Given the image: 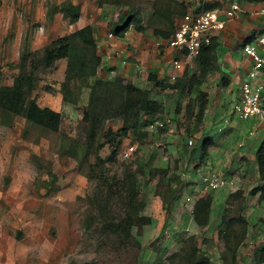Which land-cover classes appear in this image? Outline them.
I'll return each mask as SVG.
<instances>
[{
	"label": "rangeland",
	"instance_id": "374dc122",
	"mask_svg": "<svg viewBox=\"0 0 264 264\" xmlns=\"http://www.w3.org/2000/svg\"><path fill=\"white\" fill-rule=\"evenodd\" d=\"M203 3L0 0V264H208V257L222 264L220 255L223 264H264V183L254 166L225 177L233 184L218 189L231 194L223 197L226 205L214 201L209 225L192 220L198 201L218 190L208 178L223 177L219 163L238 146L225 115L207 129V121L196 119V97L176 90L180 81L156 88L141 60L133 73L122 63L113 69L107 58L113 51L78 34L106 29L117 42H127V35L156 39L149 55L160 57L184 16ZM70 5L80 7L75 22ZM121 25L127 34L116 38L111 29ZM64 37H70L73 60L86 68L77 76L72 66L68 80L69 59L50 67L44 60L45 50ZM117 51L113 57L121 55ZM93 54L102 61L96 75L112 82L108 95L90 76ZM194 64L184 60V71L192 74ZM16 81L24 82L18 96L12 91ZM146 91L159 103L158 122L166 129L143 123L124 137L125 121L144 117ZM28 99L61 114L53 127L18 113ZM225 106L228 118L236 117L233 103ZM207 135L214 143L210 150Z\"/></svg>",
	"mask_w": 264,
	"mask_h": 264
},
{
	"label": "crops",
	"instance_id": "0c3cea01",
	"mask_svg": "<svg viewBox=\"0 0 264 264\" xmlns=\"http://www.w3.org/2000/svg\"><path fill=\"white\" fill-rule=\"evenodd\" d=\"M203 1L207 3L218 2L219 6L214 10L219 11L222 16H225L226 9L234 1L240 3L243 11L239 12L233 18L227 19L225 29L222 30L213 41V45L215 46V61H213L212 64H214L215 68L212 69L211 72L207 73L206 76H203L201 78L202 82L196 85V87L193 88V92H191V97H196V105H198V107V93L196 94L195 92H201L204 97L206 96L205 98L207 99V104L205 112H207L209 109L211 110L212 114L209 118L208 114L205 113L203 118L200 120L198 114L199 112H197L196 119L202 122L207 121L208 129L210 124L214 122L215 119L217 121L219 116L223 118V116L225 115L224 118L226 119V123L230 124L228 127L229 131L234 135L236 134L237 138L239 139V142L237 144L238 146L234 145V149L225 154V160L224 158L222 160L224 162L219 163V171L222 173V170H224L225 177H228L232 173H241V175H243L246 171H248V169L253 168V166L255 173H257L255 153L261 141L264 139V120H261L259 117H252L246 121H241L238 118L234 117V115L233 119L228 118V113L226 112L230 113V111L225 110V105L227 104L228 100L234 104V101L238 100L241 97V85L248 78L249 73L254 65L253 59L245 53L244 47L246 45H255L262 57H264V45L259 44L258 42L260 37H264V2L250 3L238 0ZM105 30L106 29L102 30V34L100 33L101 30L100 32L97 31L96 37L97 39H99L100 48L102 49V51H113L107 57L109 59L112 58V61L109 62L110 67L116 69L119 63L126 64L127 66L123 65V67L129 69L130 73H133L135 67L138 66L137 62L141 60V69L156 73L160 80H165L166 82L171 81L170 75L172 73H175V71L173 65L171 64L174 54L172 53L170 48H164V51L166 52L163 54V56H151L149 55L152 51L151 44H158L156 39H148V37L145 36L141 38L136 36L128 37L127 35L125 37L127 39V42H124L122 40L120 42H117L116 39L114 40V38L110 37L112 35H107V32ZM124 33L126 32H123V34ZM115 37L118 38L121 36ZM166 47L168 46L166 45ZM115 51L119 52L121 55H118L116 53L117 55L113 57V55H115ZM120 59L122 61H120ZM193 62L195 64L193 66L194 70L192 74L198 76L199 65L196 64V61H192L190 64H192ZM105 67H108V63L104 64L103 68ZM171 69H173V72H171ZM184 72L185 71L179 72V77H181ZM263 78L264 68L262 70L261 76L259 77V80ZM194 80L197 83V79ZM215 95L217 96L218 100H216V102H211L213 101ZM210 102L214 106L213 108H211L212 106ZM224 143H226V141L221 144L219 148L220 151H222ZM212 144L214 143H212L210 140L208 144L209 150L214 147V145L212 147ZM239 145H241L242 148H240ZM230 152H232L231 157L233 163L227 165L225 164L226 156ZM240 158V163H238ZM219 160L220 158L216 161ZM242 162L250 166L245 170ZM213 166L214 164H212L211 168L216 169V167ZM197 172L194 171L193 174L197 175ZM214 192L215 193L212 196V207L214 201L222 202L224 203V205H226L223 197L225 198V195H229L231 194V192L224 189H218ZM221 214L222 213L218 214L220 215V218L218 217L219 219L215 221V224L217 225H219L218 223H220L219 220H221L222 222ZM211 217H213L212 214Z\"/></svg>",
	"mask_w": 264,
	"mask_h": 264
},
{
	"label": "trees",
	"instance_id": "16d2710c",
	"mask_svg": "<svg viewBox=\"0 0 264 264\" xmlns=\"http://www.w3.org/2000/svg\"><path fill=\"white\" fill-rule=\"evenodd\" d=\"M238 1H244V2H250V3H262L264 2V0H238ZM219 3L218 2H214V3H207L204 2L200 7L195 8L193 10H191V12L189 13H202V12H206V11H210V10H214L216 8H218ZM70 8H72V10L74 11V17H73V22L77 21L80 17V7L79 6H74V5H70ZM186 14V15H187ZM185 15V16H186ZM123 24H128L126 25L127 28L129 27V21H125V23ZM124 25H121L119 27H116V29H111L110 33H115V35L117 36H121L123 34V32H125L127 29H124L125 27H123ZM110 30V29H109ZM84 33V35L86 34V42L89 44H95V42H97V38H96V33L95 30L94 31H90L87 29H83L81 31H79L78 34ZM174 36V35H173ZM70 37H64L59 39L55 45L56 47H54L53 49L51 48H47L45 50V56H44V60L47 66H52L53 64H55V62L62 60V59H69V63H68V71H67V75H66V80L69 79V73L71 71V67L73 66L74 71L77 73V76H82L81 72H84L86 70L84 64L82 63V61H76L73 60V56H72V47L69 41ZM215 39V38H214ZM213 39V41H214ZM213 41L212 43L203 48L201 54L199 55V57L196 59V64L199 65V75L196 76L195 74L190 75L189 72H184V74L181 77H178L177 81H180L179 83V87L176 90H180V92H182L185 88L187 89L186 92L191 93L193 92V88L196 87V85H198L199 83H201L202 81V77L206 76L207 73L211 72L212 69L215 68L213 61H215V56H214V50H215V46L213 45ZM81 63V65H79ZM102 61L101 58L96 56L95 54H93V60L91 62V71H90V76L96 75L97 73V68L101 65ZM194 79H197V83ZM148 82L151 85H154L156 88L159 89H168L171 86L170 82H166L165 80H160L158 78V75L156 73H150L149 75V79ZM24 82L17 84V81L15 83V85L12 87V91L14 92V94L16 93V95H21L23 93V85ZM170 83V84H169ZM112 82H109L106 80L105 76H97L96 75V79H95V83L94 86H96L97 88H99L100 92L103 95H108V89H110ZM118 87H120V84L118 83ZM131 88V87H130ZM196 94L198 93V100L197 103L199 104V119H202L203 116L205 115V110H206V104H207V99L202 95L201 92H195ZM145 102H144V117L141 118L139 116L136 117V119H134L133 122L131 121H125V125L122 128V132L124 137H126L128 135V132L132 129L137 128L138 126H140L141 124L145 123L148 126L151 125V123H155L158 122L159 120H163L161 119V113L163 111H157L156 110V106L159 104L158 102H155L150 94L146 91L145 93ZM180 96V95H179ZM182 96V95H181ZM94 97L93 93L90 95V98ZM75 105V104H73ZM159 112V119L158 118H153L151 116L152 112ZM18 113L22 114L26 119H28L29 121L32 122H36L39 124H44V125H48V127H53L55 125V123L57 122V120L59 119V117L61 116L60 113H57L49 108H41L34 99H28V100H24L20 106V110L18 111ZM174 113L177 115L178 113V107L175 109ZM93 114V113H92ZM97 114L94 113V117L92 115V118H90V120L92 119V123H96L98 121L97 118ZM116 117V115H114ZM118 116V114H117ZM166 129V128H163ZM162 127L160 130H163ZM156 138H158V134H156ZM207 144H209L208 140H211V137L208 136L207 137ZM193 144V143H192ZM119 145H122V142L119 141ZM255 164L257 165V174L259 175V179L262 183H264V139L261 141L259 147L257 148V151L255 153ZM223 177H225L224 175H222ZM170 182V181H169ZM138 185L141 188V183L138 181ZM179 185V184H178ZM139 190V189H138ZM141 190V189H140ZM172 196V200L173 202L177 199V196L175 195L174 191H172L171 193ZM264 197V196H263ZM174 204V203H173ZM211 212H212V198L210 200L207 201H202L196 204L195 206V211H194V215H192V220H194V223L196 224V226H207L210 224V217H211ZM147 221H145L146 223ZM222 223V222H221ZM200 254H204V251H200ZM208 264L214 263V261L208 257ZM220 260L222 261L223 264V256L220 255ZM223 259V260H222Z\"/></svg>",
	"mask_w": 264,
	"mask_h": 264
},
{
	"label": "built area",
	"instance_id": "2783aa9c",
	"mask_svg": "<svg viewBox=\"0 0 264 264\" xmlns=\"http://www.w3.org/2000/svg\"><path fill=\"white\" fill-rule=\"evenodd\" d=\"M242 11L240 3L234 1L226 9L225 16H222L217 10L189 13L184 16L174 36L167 43L168 48L174 54L172 64L175 73L170 75V80L176 81L179 72L185 70L184 60L189 63L195 61L203 48L209 46L213 39L225 29L226 20ZM258 42L264 45V37H260ZM244 51L253 59L254 65L248 78L241 85V97L234 101L233 113L239 120L245 121L252 117L264 120V78L259 80L264 68V57L255 45H246ZM155 125L163 127L164 123L157 122ZM192 143L190 141V144ZM224 178L221 177V174H212L208 178V182L214 189L227 188L233 184Z\"/></svg>",
	"mask_w": 264,
	"mask_h": 264
},
{
	"label": "clouds",
	"instance_id": "9594fccd",
	"mask_svg": "<svg viewBox=\"0 0 264 264\" xmlns=\"http://www.w3.org/2000/svg\"><path fill=\"white\" fill-rule=\"evenodd\" d=\"M196 61V60H195ZM241 121H244V120H241ZM246 121V120H245Z\"/></svg>",
	"mask_w": 264,
	"mask_h": 264
}]
</instances>
